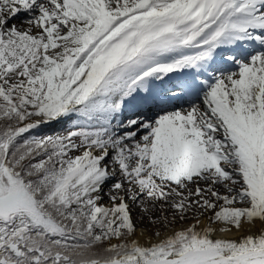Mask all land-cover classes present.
Returning a JSON list of instances; mask_svg holds the SVG:
<instances>
[{
    "label": "snow or ice",
    "instance_id": "6c2138e0",
    "mask_svg": "<svg viewBox=\"0 0 264 264\" xmlns=\"http://www.w3.org/2000/svg\"><path fill=\"white\" fill-rule=\"evenodd\" d=\"M0 264H264V0H0Z\"/></svg>",
    "mask_w": 264,
    "mask_h": 264
}]
</instances>
